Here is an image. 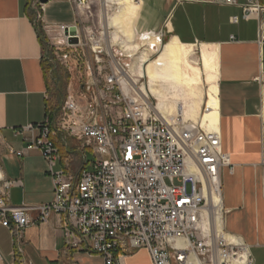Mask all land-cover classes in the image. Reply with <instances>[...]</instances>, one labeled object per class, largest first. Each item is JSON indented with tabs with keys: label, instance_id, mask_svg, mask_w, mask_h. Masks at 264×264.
Instances as JSON below:
<instances>
[{
	"label": "built area",
	"instance_id": "obj_1",
	"mask_svg": "<svg viewBox=\"0 0 264 264\" xmlns=\"http://www.w3.org/2000/svg\"><path fill=\"white\" fill-rule=\"evenodd\" d=\"M246 1L243 17L249 20L263 8L256 0ZM89 2L76 0V6L88 8ZM70 28L58 26L59 44L70 46ZM77 36L78 45L87 46L79 30ZM152 36L164 44L163 33L142 35L141 41ZM92 44L94 66L88 84L82 86L83 96L69 98L61 117L27 129L38 131L27 150H40L49 162L54 200L33 208L12 206L11 190L17 182L0 169V227L15 239L13 264H21L23 255L19 234L53 215L61 218L68 249L99 256L104 264H124L143 247L150 251L152 264H255L239 237L224 228L216 232L211 224L217 216L224 221L222 170L233 172L221 132L167 122L148 101L125 91L128 65L104 66L101 42ZM61 131L99 157L92 171L83 170L78 178L56 171L61 154L53 138Z\"/></svg>",
	"mask_w": 264,
	"mask_h": 264
},
{
	"label": "crops",
	"instance_id": "obj_2",
	"mask_svg": "<svg viewBox=\"0 0 264 264\" xmlns=\"http://www.w3.org/2000/svg\"><path fill=\"white\" fill-rule=\"evenodd\" d=\"M232 1L136 0L140 9L135 30L138 36L163 33L169 43L177 40L194 49L204 45L218 53L222 149L233 164V172L222 170L223 228L249 247L255 264H264V0H256L263 10L249 20L243 17L248 2ZM111 5L90 0L87 10L79 9L76 0H50L42 4L39 21L32 0H0V169L17 182L10 197L14 207L33 208L55 198L49 162L40 150H27L38 134L27 129L48 119L43 29L51 35L60 25L82 24V37L97 27L110 30L109 15L115 12ZM95 7L104 15L92 28L87 23ZM53 140L61 154L56 171L78 178L83 170H91L90 148L83 142L64 131ZM20 151L25 155L15 154ZM61 226V218L53 215L19 234L21 264H104L99 256L68 249ZM14 250V237L0 227V264L15 263ZM136 256L131 253L124 264Z\"/></svg>",
	"mask_w": 264,
	"mask_h": 264
},
{
	"label": "bare ground",
	"instance_id": "obj_3",
	"mask_svg": "<svg viewBox=\"0 0 264 264\" xmlns=\"http://www.w3.org/2000/svg\"><path fill=\"white\" fill-rule=\"evenodd\" d=\"M107 1L118 6L117 13L108 19L111 21L108 27L115 30L112 44L119 43L130 53L132 50L140 51L147 45H153L156 48L148 50L156 54L161 53L159 57L150 59L145 52L140 58L141 62L138 60L141 63L139 72L137 71L139 77L150 81L148 87H143V94L159 101L157 108H154L155 112L158 111L157 113L172 125L178 120H184L191 122L192 126H200L205 131H220L218 53L208 46H201L200 64L203 68H195L191 61L193 47L184 46L177 40L160 45L153 36L148 41H141V36H138L135 30V20L140 9L136 0ZM132 55L127 58L132 59ZM204 75L207 77V84L203 80ZM125 79L123 82L126 85ZM211 224L216 232L223 228V221L219 216L211 220Z\"/></svg>",
	"mask_w": 264,
	"mask_h": 264
},
{
	"label": "rangeland",
	"instance_id": "obj_4",
	"mask_svg": "<svg viewBox=\"0 0 264 264\" xmlns=\"http://www.w3.org/2000/svg\"><path fill=\"white\" fill-rule=\"evenodd\" d=\"M35 1V0H32ZM36 2V1H35ZM35 9L40 13L41 4L35 3ZM112 6V11H115L113 14L109 15L110 17H113L118 10V6ZM90 7L85 9H89ZM110 8V7H109ZM110 10V9H109ZM108 10V12H109ZM94 15L92 16V19L89 23H87L88 26H91L92 28L97 25L98 26V18L100 16L103 17L104 13L103 11L100 12V9L98 7H95L93 9ZM107 12V13H108ZM38 17V16H37ZM106 17V15H105ZM40 21V20H39ZM108 22H111L108 20ZM76 26V25H75ZM78 30L80 29L82 31V24L80 28L76 26ZM102 27V26H101ZM45 27L43 29L45 39L44 44V51H45V66L47 69V75H48V82L49 91H48V100H49V106H48V119L53 118L54 116L61 117V111L64 107L65 103L69 100V98L76 99L78 96H83L82 92V86L84 84H88L90 80V66L93 68L94 66V53H92V47L93 41L101 42V46L103 47L105 54L104 57V66L106 65L109 67V64L114 62L115 64L121 63L122 65H128L129 70L128 77L125 79L126 85L123 84L125 91L128 93H131L136 98H141L145 101H148L151 104V107L153 106V109L158 106L159 101L154 97H149L147 95L143 94V87H148L150 81H147V79L140 78L139 73V65L141 63V56L146 52L148 53V56L151 58H157L160 56L161 53H154L153 51H149L148 47L142 48L140 51L132 50V52H126L124 48H122L121 45L112 44V35L114 34L115 30H108L107 28L102 31L99 27L94 29V33H91L88 37L83 36L81 34V38H84L87 40V46H79L77 43H74L70 46H65L63 44H59L61 41V38H59V34L57 33V28L52 30V34L48 35L47 31L45 32ZM46 33V34H45ZM103 33V35H102ZM91 36V37H90ZM91 38L93 41H90ZM79 42V40H78ZM168 40L165 39L164 45L168 44ZM70 44V43H69ZM160 51V49H159ZM201 51L200 47H197L194 49V54L191 57L192 65L198 68H203L202 64H200V58H201ZM134 53V54H133ZM133 54V55H132ZM137 56H136V55ZM152 54V55H151ZM129 55H132V59H128L127 57ZM135 55V56H134ZM139 60V62H138ZM136 64V65H135ZM134 68V69H133ZM109 71V69H107ZM138 75V76H137ZM206 75L203 76V80L206 83L207 82ZM208 83V82H207ZM206 83V84H207ZM79 100H85L81 97L78 98ZM86 102V101H85ZM205 110V109H204ZM158 112V111H157ZM184 124L189 123L191 125V122H187L182 120L180 122L179 120L176 121V124ZM192 126V125H191ZM198 127V126H197ZM200 127V126H199ZM98 156L96 157L95 153L92 149L90 151H87V160L91 163V171L93 170V163L97 161ZM133 253H137V256L135 258H132L127 261L126 264H152V259L150 255V251L143 247L140 250H136Z\"/></svg>",
	"mask_w": 264,
	"mask_h": 264
},
{
	"label": "water",
	"instance_id": "obj_5",
	"mask_svg": "<svg viewBox=\"0 0 264 264\" xmlns=\"http://www.w3.org/2000/svg\"><path fill=\"white\" fill-rule=\"evenodd\" d=\"M49 1L50 0H40V4L41 5L46 4ZM77 34H78V29L76 26H73L66 31V36L70 38V40H69L70 45H72L74 43L79 44V42H78L79 38H78Z\"/></svg>",
	"mask_w": 264,
	"mask_h": 264
}]
</instances>
